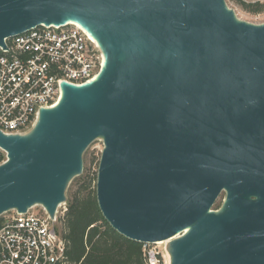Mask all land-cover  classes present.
<instances>
[{
	"label": "water",
	"instance_id": "1",
	"mask_svg": "<svg viewBox=\"0 0 264 264\" xmlns=\"http://www.w3.org/2000/svg\"><path fill=\"white\" fill-rule=\"evenodd\" d=\"M68 23L103 66L28 132H0V217L55 219L101 140L97 200L120 235L165 242L170 264H264V24L225 0H0V47Z\"/></svg>",
	"mask_w": 264,
	"mask_h": 264
},
{
	"label": "built area",
	"instance_id": "2",
	"mask_svg": "<svg viewBox=\"0 0 264 264\" xmlns=\"http://www.w3.org/2000/svg\"><path fill=\"white\" fill-rule=\"evenodd\" d=\"M0 47V132H28L40 110L55 106L62 83L82 85L101 71L104 57L96 41L78 24L41 25L6 40ZM8 152L0 146V166ZM10 211L0 219V264H65L66 244L60 217ZM149 264H157L155 251L144 244Z\"/></svg>",
	"mask_w": 264,
	"mask_h": 264
},
{
	"label": "trees",
	"instance_id": "3",
	"mask_svg": "<svg viewBox=\"0 0 264 264\" xmlns=\"http://www.w3.org/2000/svg\"><path fill=\"white\" fill-rule=\"evenodd\" d=\"M241 3L245 8L257 6L253 12L264 9L259 2ZM97 178L98 174L83 179L60 217L65 264H149L145 245L120 235L103 217L97 200Z\"/></svg>",
	"mask_w": 264,
	"mask_h": 264
},
{
	"label": "rangeland",
	"instance_id": "4",
	"mask_svg": "<svg viewBox=\"0 0 264 264\" xmlns=\"http://www.w3.org/2000/svg\"><path fill=\"white\" fill-rule=\"evenodd\" d=\"M228 7L232 9L237 18L251 23L255 25H261L264 24V9L261 12H253L254 10L258 9L257 6L251 7V8H245L242 5V1L249 3L253 5L254 3H262L264 5V0H225ZM104 149V143L101 140L94 141L85 151L83 156V162H84V168L83 173L81 176L75 178L71 184L68 187L67 190V202L70 199L71 193L78 189L82 185V181L85 177L91 176L94 177L96 174H98L99 165L102 157V152ZM226 193H222L217 202L215 203L213 210H218L223 205V202L225 200ZM67 203L63 204L58 209V216L61 217L66 209ZM34 212L42 213V210L40 207H38ZM148 250L155 251L158 258L157 264H170V255L167 251V244L165 242L163 243H156L151 244L148 247Z\"/></svg>",
	"mask_w": 264,
	"mask_h": 264
},
{
	"label": "bare ground",
	"instance_id": "5",
	"mask_svg": "<svg viewBox=\"0 0 264 264\" xmlns=\"http://www.w3.org/2000/svg\"><path fill=\"white\" fill-rule=\"evenodd\" d=\"M36 207H42V206H39V205H38V206H36ZM161 243H162V242H161ZM167 243H169V242H167Z\"/></svg>",
	"mask_w": 264,
	"mask_h": 264
}]
</instances>
